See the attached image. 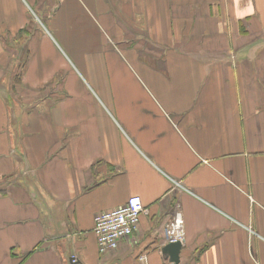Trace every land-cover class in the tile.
Masks as SVG:
<instances>
[{
    "label": "crops",
    "instance_id": "crops-1",
    "mask_svg": "<svg viewBox=\"0 0 264 264\" xmlns=\"http://www.w3.org/2000/svg\"><path fill=\"white\" fill-rule=\"evenodd\" d=\"M175 206L178 264H264V0H0V264H174Z\"/></svg>",
    "mask_w": 264,
    "mask_h": 264
},
{
    "label": "built area",
    "instance_id": "built-area-1",
    "mask_svg": "<svg viewBox=\"0 0 264 264\" xmlns=\"http://www.w3.org/2000/svg\"><path fill=\"white\" fill-rule=\"evenodd\" d=\"M175 187L185 189L179 182H175ZM147 213L149 207L144 204L141 196L132 195L123 206L96 215L94 232L97 236L99 252L104 254L116 250L122 239L134 234L142 215ZM165 233L168 243L184 240V220L178 206H175L170 220L165 224ZM71 261L77 262V256L72 255Z\"/></svg>",
    "mask_w": 264,
    "mask_h": 264
},
{
    "label": "water",
    "instance_id": "water-1",
    "mask_svg": "<svg viewBox=\"0 0 264 264\" xmlns=\"http://www.w3.org/2000/svg\"><path fill=\"white\" fill-rule=\"evenodd\" d=\"M183 244L182 242L168 243L164 252L169 254L170 261L174 264H178L180 262V253L182 250Z\"/></svg>",
    "mask_w": 264,
    "mask_h": 264
}]
</instances>
